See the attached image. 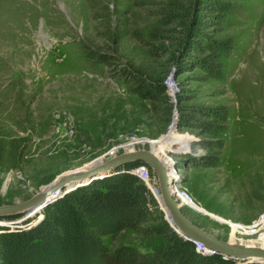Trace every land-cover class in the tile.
I'll return each mask as SVG.
<instances>
[{
    "label": "rangeland",
    "instance_id": "obj_1",
    "mask_svg": "<svg viewBox=\"0 0 264 264\" xmlns=\"http://www.w3.org/2000/svg\"><path fill=\"white\" fill-rule=\"evenodd\" d=\"M231 3L214 36L233 37L236 51L224 61L223 80L199 82L198 70L178 75L177 65L197 0H0V206L151 148L180 180L173 193L192 197L181 211L194 225L225 242L264 247V0ZM166 10L176 16L172 23ZM82 44L107 63L89 62ZM123 69L163 80L166 95L144 100ZM195 106L228 109L215 168L191 165L207 154L199 145L205 137L181 121ZM178 135L188 140L177 142ZM149 176L159 196L156 174ZM23 216L0 226L13 230ZM160 243L128 232L117 245L151 251Z\"/></svg>",
    "mask_w": 264,
    "mask_h": 264
},
{
    "label": "trees",
    "instance_id": "obj_2",
    "mask_svg": "<svg viewBox=\"0 0 264 264\" xmlns=\"http://www.w3.org/2000/svg\"><path fill=\"white\" fill-rule=\"evenodd\" d=\"M197 13L187 29L181 46L178 75L198 70L196 80H223L225 60L237 48L233 37L217 39L225 19L232 13L231 0H197ZM165 23L176 16L164 11ZM86 58L93 64H106L105 57L82 44ZM122 77L130 76L125 69ZM136 93L146 101H157L167 93L163 80L146 81L130 76ZM194 114L182 115L181 121L205 137L199 145L205 156L192 160V167L215 168L224 147L221 135L226 130L228 109L225 106L190 108ZM187 136L178 135L177 142ZM142 165L128 163L103 179L80 187L44 211V218L35 226L22 222L15 229L0 226V264H256L224 259L219 254L204 255L195 243L178 235L164 218V213L148 186L130 171ZM158 198V194L156 195ZM0 217V221L19 217ZM138 233L143 239H157L151 251L136 245H117L125 233ZM109 236L113 243L107 245Z\"/></svg>",
    "mask_w": 264,
    "mask_h": 264
},
{
    "label": "water",
    "instance_id": "obj_3",
    "mask_svg": "<svg viewBox=\"0 0 264 264\" xmlns=\"http://www.w3.org/2000/svg\"><path fill=\"white\" fill-rule=\"evenodd\" d=\"M141 162L142 165L151 169L158 179L159 202L164 207L166 220L173 230L185 240L202 244L209 250L211 255L219 254L224 259L245 263L264 264V249L236 245L225 242L210 235L198 226L194 225L181 211V205L175 199L172 188L180 180L178 177L170 176V165L164 164L156 152L146 149L124 152L99 162L90 170L81 171L71 175H66L58 179L45 193H37L31 199L14 205L0 206V217L24 215L21 219L14 222L20 224L35 216L41 215L32 224L38 225L44 218L43 212L46 207L62 196L80 187L87 186L94 181L103 179L114 174L120 167L131 163ZM65 190V192H64Z\"/></svg>",
    "mask_w": 264,
    "mask_h": 264
},
{
    "label": "built area",
    "instance_id": "obj_4",
    "mask_svg": "<svg viewBox=\"0 0 264 264\" xmlns=\"http://www.w3.org/2000/svg\"><path fill=\"white\" fill-rule=\"evenodd\" d=\"M130 172L132 174L138 176L151 190L152 186L150 184V176H149L151 169H149L145 165H140V166L132 169ZM151 192L154 193L153 195H155V196L158 194V190L156 188L152 189ZM175 199L177 200L179 205L191 206L193 204V199L187 191L182 190V191H180V193H176ZM195 246H196V249L200 253H202L204 255H211L209 253V250L207 248H205L202 244L195 243Z\"/></svg>",
    "mask_w": 264,
    "mask_h": 264
},
{
    "label": "bare ground",
    "instance_id": "obj_5",
    "mask_svg": "<svg viewBox=\"0 0 264 264\" xmlns=\"http://www.w3.org/2000/svg\"><path fill=\"white\" fill-rule=\"evenodd\" d=\"M88 170H90V169H88ZM85 171H87V170H85ZM52 186V185H51ZM50 188V186L48 187V188H46L45 190H43V191H41L42 193H45L46 191H48V189ZM260 248H263L264 249V247H260Z\"/></svg>",
    "mask_w": 264,
    "mask_h": 264
}]
</instances>
